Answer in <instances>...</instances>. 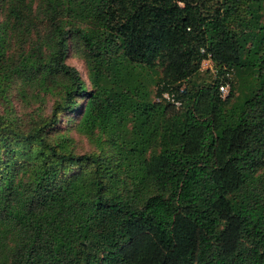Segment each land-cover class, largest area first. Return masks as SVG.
<instances>
[{"label": "trees", "instance_id": "trees-1", "mask_svg": "<svg viewBox=\"0 0 264 264\" xmlns=\"http://www.w3.org/2000/svg\"><path fill=\"white\" fill-rule=\"evenodd\" d=\"M263 5L40 0L46 25L35 26L32 3L11 1L0 23V63L13 34L24 44L36 32L11 72L37 75L47 47L50 67L72 86L40 127L0 123L6 264H264ZM72 38L88 53L92 90L66 63ZM210 55L214 80L191 83ZM142 68L162 69L158 101L142 96ZM165 92L181 106L162 99ZM77 98H87L83 130L107 135L111 155L62 153L48 141Z\"/></svg>", "mask_w": 264, "mask_h": 264}, {"label": "rangeland", "instance_id": "rangeland-1", "mask_svg": "<svg viewBox=\"0 0 264 264\" xmlns=\"http://www.w3.org/2000/svg\"><path fill=\"white\" fill-rule=\"evenodd\" d=\"M12 0H0V23L6 19L9 11V5ZM33 5L32 24L39 26L42 22V15L38 13L40 0H28ZM261 15L264 18V5ZM42 25L46 23L42 22ZM45 28L42 27V32ZM36 33V32H35ZM33 33L31 38L24 44L18 43V37L14 34L10 37L6 56L0 63V123L12 125L23 132H29L43 125L52 115L54 106L63 100L68 87L72 83L66 75L50 67L51 53L50 49L45 47L41 62L45 68L41 69L37 75L29 79L23 78L18 74H13L10 70L12 63H16L22 50L26 53L31 51L32 43L36 40V34ZM86 52L80 40L71 39L69 53L66 63L75 67L88 90L93 86L90 81V71L86 59ZM32 56V55H31ZM30 56V57H31ZM207 67V66H206ZM141 74L138 77L144 84L142 96L150 102L158 101L157 96L158 79L162 75V69H137ZM12 73L10 75H6ZM4 77L7 79L5 80ZM215 78L210 69L201 70L190 81L191 83L203 84L210 83ZM233 81L237 83L235 75ZM243 92L239 89L235 101L241 103ZM78 107L74 112L61 114L57 125L46 133V137L51 145L57 147L62 153H74L77 155L100 154L101 151H107L108 155L112 154L107 144L108 136L95 131L94 136H89L81 126V110L87 98H77ZM130 128V126H129ZM37 153L39 152L36 149ZM26 161V160H25ZM23 161V162H25ZM79 168L68 171L62 175V180L70 178ZM7 259L0 251V264H6Z\"/></svg>", "mask_w": 264, "mask_h": 264}, {"label": "built area", "instance_id": "built-area-1", "mask_svg": "<svg viewBox=\"0 0 264 264\" xmlns=\"http://www.w3.org/2000/svg\"><path fill=\"white\" fill-rule=\"evenodd\" d=\"M207 66V67H206ZM206 69H210V71L216 76V69H215V63L213 61V58L211 57V55L209 57H207L203 63H202V70ZM231 89V84L230 82H224L223 84L220 85V95L223 98H226L229 94V91ZM165 101H169L173 104H175L177 107L181 106V102L176 100V98L169 92H165L163 94V98Z\"/></svg>", "mask_w": 264, "mask_h": 264}]
</instances>
